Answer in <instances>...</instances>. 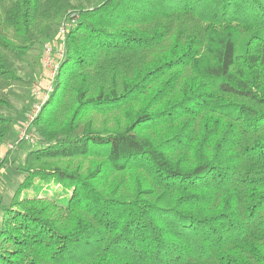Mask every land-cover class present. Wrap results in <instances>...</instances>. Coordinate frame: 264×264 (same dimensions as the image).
<instances>
[{
  "label": "trees",
  "instance_id": "obj_1",
  "mask_svg": "<svg viewBox=\"0 0 264 264\" xmlns=\"http://www.w3.org/2000/svg\"><path fill=\"white\" fill-rule=\"evenodd\" d=\"M59 25L0 264H264V0H0V169Z\"/></svg>",
  "mask_w": 264,
  "mask_h": 264
},
{
  "label": "rangeland",
  "instance_id": "obj_2",
  "mask_svg": "<svg viewBox=\"0 0 264 264\" xmlns=\"http://www.w3.org/2000/svg\"><path fill=\"white\" fill-rule=\"evenodd\" d=\"M60 27H61V25L56 27L54 30V34H53V41L55 44L54 49H57L59 44H60L58 39H57V37H59L58 32H59ZM48 47H50V46L48 44H46V49L44 47V49L42 48L39 52H38V50L35 51V53H37V52L39 53V56H40L39 59L42 60L41 66H40V61L36 65V68L33 67L32 64H29L28 70H27L28 73L26 74V78L24 76L23 77L26 80L28 77V74H30V72H33L34 70L36 72H38V71L40 72L41 67H43V71L46 69V71H45L46 75H43V73L42 74L40 73L38 78H34V77H33V79L31 78L32 81H30L29 84L32 83L34 86H33L32 91L28 90V93L26 90L28 88V86L23 85L24 87H22L21 90L26 92V94H27L25 99L18 101L16 99V97H14V102H15L16 107H18V109H19V113H18V115H17L18 117L16 119L17 124H15L13 130L8 135V138L4 144V147L2 148V153H6V151L9 149L6 144L13 145V148L10 149L11 152L9 155V164L10 165H4L0 169V218L2 215L3 205H6L9 203V201L11 200L12 195L14 193L15 187L17 186L18 182L22 179L21 172L17 169H14V168L17 166L18 167L20 166V164L22 162V158L28 149L36 148L39 146V141L37 140L36 134L29 131L28 132L29 138L20 140L19 139V131L26 124V121L28 120V115L32 111H34V103L37 100H40L41 98H42V100L44 99L42 105L40 106L39 111L37 112V113H39L44 102L47 101L46 99L48 98L50 90L52 88V85L47 82V79H49V76H51V71L49 73L51 66L47 65L46 67H44V63H43L44 61L48 60L49 56H50V60L53 59V57H52L53 52L50 49H47ZM39 81H41V82H39ZM39 89L43 90V92H39ZM35 90H37L39 92L38 95L34 94ZM15 96H18V94ZM77 162H79L80 164H82L84 166H88V165H92L95 161L93 159L83 158V159H77L76 161L73 162V164H75Z\"/></svg>",
  "mask_w": 264,
  "mask_h": 264
},
{
  "label": "built area",
  "instance_id": "obj_3",
  "mask_svg": "<svg viewBox=\"0 0 264 264\" xmlns=\"http://www.w3.org/2000/svg\"><path fill=\"white\" fill-rule=\"evenodd\" d=\"M59 37H57L58 41H59V46L56 50V53L54 52V50H52V46L49 45L50 47H48L47 49H50L53 53H52V57L53 59L50 60V56L48 57V60L47 61H44V67H46L47 65H50L51 66V69L49 70V73L51 71V76H49V79H47V82L48 83H52V79L55 75V72L59 66V61L60 59L62 58L63 56V47H62V43H61V40L63 38V34H64V28L61 26L60 29H59ZM45 49H46V45H45ZM50 52V51H49ZM46 69L44 70V73H45ZM46 75V74H45ZM50 90V89H49ZM39 92H43V90H40L39 89ZM37 90H35L34 94L35 95H38L39 93ZM44 100V99H43ZM43 100L42 98L40 100H37L35 103H34V111H32L29 115H28V120L26 121V124L24 125V127L19 131V139L22 140V139H28L29 138V129H28V126H29V123L31 122V120L34 118V116L37 114V112L39 111L40 109V106L42 105L43 103ZM7 147L9 149L13 148V145H10V144H7Z\"/></svg>",
  "mask_w": 264,
  "mask_h": 264
},
{
  "label": "crops",
  "instance_id": "obj_4",
  "mask_svg": "<svg viewBox=\"0 0 264 264\" xmlns=\"http://www.w3.org/2000/svg\"><path fill=\"white\" fill-rule=\"evenodd\" d=\"M40 70H41V68H40ZM40 73L42 74L43 71H40V72H39V71H38V72L35 71V73H34V78H38ZM43 75H45V73H43ZM41 80H42V79H41ZM18 94H19L18 101H19V100H22V99H25L26 96H27L26 93H25L24 91H22L21 89L19 90V93H18ZM29 109H30V108H29ZM22 110H23V109H22ZM27 115H28V114H27Z\"/></svg>",
  "mask_w": 264,
  "mask_h": 264
}]
</instances>
